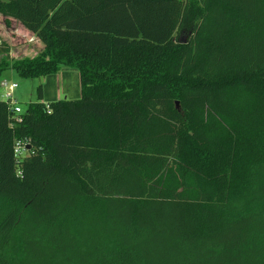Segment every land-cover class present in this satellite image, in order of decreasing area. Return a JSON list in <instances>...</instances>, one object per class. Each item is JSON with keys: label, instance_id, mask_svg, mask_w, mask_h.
<instances>
[{"label": "trees", "instance_id": "trees-1", "mask_svg": "<svg viewBox=\"0 0 264 264\" xmlns=\"http://www.w3.org/2000/svg\"><path fill=\"white\" fill-rule=\"evenodd\" d=\"M0 15L43 44L12 59L2 42L0 77L66 67L81 84L45 103L41 83L19 120L0 100V264H264V0Z\"/></svg>", "mask_w": 264, "mask_h": 264}, {"label": "rangeland", "instance_id": "rangeland-1", "mask_svg": "<svg viewBox=\"0 0 264 264\" xmlns=\"http://www.w3.org/2000/svg\"><path fill=\"white\" fill-rule=\"evenodd\" d=\"M0 37L5 39L6 36L3 35ZM183 39L185 40V37H183ZM2 42L7 44L11 49L12 55H10V57L12 59L32 57L33 55H36L41 49H43L42 43H38L36 40H34L35 44H28L31 43L30 39L27 40L17 35L11 36L5 41L0 39V48H2ZM1 57H3L2 54H0V59ZM70 71L72 72L74 69L65 67L63 68L62 72L58 73L57 75L47 77L42 81L39 79H28L21 77L16 71L10 69L4 72L0 77V83L2 81H8L9 83H16L18 85V88L13 93L11 104L16 103L17 106H19L24 112L30 103L37 101V88L41 83L43 84L45 90L44 102L48 103L52 100H55L56 98H58V100H73L80 98L81 93L76 95V97H72L74 96L73 92L80 86L79 73H77L75 77L70 75L65 80L61 79V76L64 74V72ZM4 94H6V91L0 86V100H5L3 97ZM25 156L23 155V157Z\"/></svg>", "mask_w": 264, "mask_h": 264}, {"label": "crops", "instance_id": "crops-1", "mask_svg": "<svg viewBox=\"0 0 264 264\" xmlns=\"http://www.w3.org/2000/svg\"><path fill=\"white\" fill-rule=\"evenodd\" d=\"M3 35L6 36L5 39L0 37V39L3 41L7 40V38H9L11 36L17 35V36H21L27 40L34 38L39 43V41L36 39V37L32 33H30L29 31H27L19 22L15 21V20H9V22L7 23L6 18L3 17L2 15H0V36H3ZM28 44H35V42H31ZM10 55H12L11 49H10ZM34 56L35 55H33L32 57H34ZM62 71H63V68L61 69L60 72H62ZM77 73H79V72H77L76 70H74L72 72L71 71L70 72H64V74L61 76V79L65 80L70 75L75 77V75ZM57 74H55V75H57ZM51 76H54V75H51ZM48 77H50V76H48ZM79 79H80V75H79ZM78 88H77V90H75L73 92L74 96H72V97H76V95L81 93V84ZM44 97H45V90H44ZM57 100H58V98H56L55 100H52L51 102H54ZM45 103H47V102H45ZM48 103H50V102H48Z\"/></svg>", "mask_w": 264, "mask_h": 264}, {"label": "built area", "instance_id": "built-area-1", "mask_svg": "<svg viewBox=\"0 0 264 264\" xmlns=\"http://www.w3.org/2000/svg\"><path fill=\"white\" fill-rule=\"evenodd\" d=\"M35 39H30V42H34ZM0 86L5 89L6 94H4L5 101H9L10 105V113L12 114L13 118H17L19 120V116L22 114V109L17 106L16 103L11 104V100L13 98V93L18 88V85L16 83H9L8 81H2L0 83ZM48 113H51V109L49 105L47 104ZM28 142L27 141H17L15 144V156L18 159L24 158L23 155L27 156L29 152V148H27ZM25 156V157H26Z\"/></svg>", "mask_w": 264, "mask_h": 264}, {"label": "water", "instance_id": "water-1", "mask_svg": "<svg viewBox=\"0 0 264 264\" xmlns=\"http://www.w3.org/2000/svg\"><path fill=\"white\" fill-rule=\"evenodd\" d=\"M42 81L44 80V79H41Z\"/></svg>", "mask_w": 264, "mask_h": 264}]
</instances>
